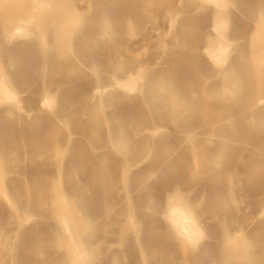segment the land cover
Wrapping results in <instances>:
<instances>
[{
	"label": "rangeland",
	"instance_id": "rangeland-1",
	"mask_svg": "<svg viewBox=\"0 0 264 264\" xmlns=\"http://www.w3.org/2000/svg\"><path fill=\"white\" fill-rule=\"evenodd\" d=\"M50 1L0 0V264H264V0Z\"/></svg>",
	"mask_w": 264,
	"mask_h": 264
},
{
	"label": "bare ground",
	"instance_id": "bare-ground-1",
	"mask_svg": "<svg viewBox=\"0 0 264 264\" xmlns=\"http://www.w3.org/2000/svg\"><path fill=\"white\" fill-rule=\"evenodd\" d=\"M40 1L41 0H34L35 3L40 2ZM42 1H43V3H50L51 2L50 0H42ZM131 1H132V4L134 5V10H136V0H130V2ZM205 2H213L216 4V6H218V5L222 6L224 4H227L226 0H205ZM218 8H220V7H218ZM129 11H131V10H129ZM120 12H121L120 13L121 16H123V17L126 16L125 13L127 12V8L126 9H120ZM133 16H134V13H133ZM13 17H15V16H13ZM13 17H11V19L9 20L8 24L5 27L4 34L2 36V40L4 42H12L14 40V37L23 34L24 30L26 29L25 25L20 23L19 20H15L16 18H13ZM213 27H214V31H215V29H216V31H218L219 36H220V41L216 47H209L206 50V54H207V57L211 60V63L216 66V65H220V64L225 63L229 59V56H230V54H229L230 42L227 38L229 24H228L227 20H219V21H216L215 23H213ZM35 32H36L37 36L41 37V38H47V37L52 35V33L49 31V28L45 22L37 24V26L35 28ZM129 35H130V33L128 32V36ZM261 47H262V55H263L262 59L264 60V35H263ZM115 56H117V60H118V57H121V56H122V59H124L125 61L130 60L128 57L127 46L126 45H124L122 47L119 46L118 49L115 51ZM120 62H123V61L115 62L114 65L111 67V71H114L112 74H114L116 72L124 73V75L122 77L121 76L116 77L115 82H119L122 86H124L127 89H130L132 91H136V88H138L140 86V84L143 80V75L138 74L136 76V75H134V73L132 71L127 72L123 68V65L120 64ZM158 91H159V89H158ZM252 94L256 95V92L254 91V92H252ZM10 100H18L19 101L18 93L15 90V88L12 85H10L9 80L5 77V78L0 80V101H7L8 102ZM262 128L264 129V127H262ZM167 210H168L167 212H168L169 219L172 221V223L175 225V227L178 229V231H181L182 234L186 235L190 241L196 242L198 240V238H200L202 236L203 227L197 222V220L189 212H187V210L183 206L168 202L167 203ZM68 234H71V233H68ZM183 239L185 240L184 237H183ZM185 242H187V240ZM188 245L190 246V244H188Z\"/></svg>",
	"mask_w": 264,
	"mask_h": 264
}]
</instances>
